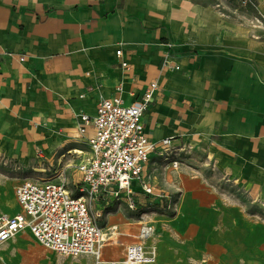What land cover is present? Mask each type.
<instances>
[{
    "label": "rangeland",
    "instance_id": "374dc122",
    "mask_svg": "<svg viewBox=\"0 0 264 264\" xmlns=\"http://www.w3.org/2000/svg\"><path fill=\"white\" fill-rule=\"evenodd\" d=\"M39 1V6L20 0H0V5L4 2L16 10L33 11L43 24L57 11L74 10V6L78 12L87 11L105 0ZM127 1L132 11L135 7L144 9L139 18L144 17L148 26L160 23L159 13L169 16L168 12H171L162 0ZM181 1L184 0H177L175 4ZM188 1L199 4L208 16L207 20L195 23L193 29L206 30L214 49L239 55L248 65L251 63L254 76L264 84V0ZM152 3L158 6L157 13L148 11L151 8L147 5ZM109 14L100 15L103 22ZM6 16L0 13V38L8 27ZM78 24L70 28L74 48L84 46L86 42L87 30L84 33L86 28L83 26L80 31ZM182 25L186 28L188 21H175L172 27L180 29ZM22 33L25 38L23 28ZM53 43L52 39H44L36 47L43 52L46 44ZM18 51L17 54H26L25 48ZM60 52L48 55V63L42 67L44 70H37L38 79L33 76L27 87L24 74L31 64L28 58L27 62H21L20 57L15 56L14 70L21 78V87L16 85L13 77H9L10 84L6 85L0 79V97L4 99L0 102V216L20 210L14 188L24 180L51 179L73 191L77 189V165L88 150L87 143L81 139L72 141L74 138L70 137V142L60 147L53 139L54 129L67 134L74 130L72 125L76 121L72 115H63L66 112L58 105V109L51 104L48 106L45 94L46 80L51 76L54 79L51 71L62 72L65 68L61 62L56 63L55 68L52 64V58L56 59ZM35 55L31 59L36 63ZM170 63L173 66L166 68L162 61V69H177L176 64ZM245 72L250 74L251 71L246 69ZM58 74L52 81L53 88L56 81H62ZM156 109L159 111L160 107ZM198 116H180L187 132L183 142L175 138L171 141V149L152 157L145 184H138L135 195L131 196L135 209L129 207L125 196L124 200L114 202L105 210L104 224L117 220L124 224L131 222L124 227H130L129 232L135 233L139 230L140 220L151 221L156 227L152 243L158 250V258L153 264H264V130L248 133L251 128H240L238 121L235 122L237 126L225 129V124L220 123L213 136L210 128L208 133L203 130L204 134H200L195 132L198 123L191 128ZM49 118L53 121L47 125ZM159 133L157 129L154 135L158 137ZM73 148H79L83 153L71 152ZM174 162L178 163L176 168ZM36 168L46 170L40 172ZM144 186L152 192L147 193ZM207 193L212 200L205 203L212 202V209L200 208L201 202L196 200L200 194ZM0 252L6 264H92L90 256H63L45 249L28 230L5 244Z\"/></svg>",
    "mask_w": 264,
    "mask_h": 264
},
{
    "label": "crops",
    "instance_id": "0c3cea01",
    "mask_svg": "<svg viewBox=\"0 0 264 264\" xmlns=\"http://www.w3.org/2000/svg\"><path fill=\"white\" fill-rule=\"evenodd\" d=\"M20 1L38 6L41 4L39 0ZM162 1L171 12H168L169 16L159 13L160 23L153 27L146 24L144 17L139 18L144 9L135 7V11H132L130 9L132 6L127 0H105L82 12H78L74 6V10L69 8L57 11L43 24L39 22L38 14L35 12L16 10L3 2V6L0 5V13L7 15L8 27L0 38V79L6 85L13 77L16 85L21 87V78L14 70L15 56L20 57L21 62H27L28 58L31 64L25 69L24 74V83L27 87L33 76L38 79L37 70H44L42 67L47 65L48 55L61 50L56 59L52 58V64L55 68L56 63L59 65L61 62L65 68L61 69L62 72L53 68L51 72L54 79L58 78L59 73L62 81L58 83L56 81L53 88L54 79H51L52 76L48 78L45 94L47 105L51 104L57 109L58 106L59 109L63 108L66 112L63 115H72L76 121L74 125L79 124L78 118L81 114H93L97 103L103 97L115 95L119 85L123 88L121 93L123 99L131 102L150 82L158 81L161 88L144 116L147 132L154 141L173 137L183 142L187 132L183 127L181 115H199L191 128L198 123L199 128H196L198 131L195 132L200 134L203 130L208 133L210 128L213 129L214 133L211 135L213 136L218 132L220 123L225 124V129L237 126L235 122L238 121L240 128L246 129L248 126L251 128L248 133L263 131L264 84L254 76L253 65L251 63L248 65L239 55L214 49L211 46L212 41L207 39L209 34L206 30L193 29L195 23L208 18L199 4L188 0L181 1L180 4H175L177 0ZM147 7L151 8L148 10L151 12L157 13L159 10L155 3L148 4ZM107 13L110 14L103 22L100 15ZM82 21L84 24H81ZM175 21L181 23L188 21V26L185 28L182 25L180 29H174L172 24ZM77 22L80 31H83L84 26L86 28L84 33L87 30V34L85 45H77L78 47L74 48L70 28L71 25L76 26ZM22 28L26 33L25 38ZM44 39L48 41L52 39L54 43L46 44L42 52L36 46ZM28 46L36 53L28 49ZM120 47L129 62L128 68L122 67L120 59L116 56V50ZM23 48L26 54H17L18 50ZM167 53L173 64L179 65V69H166L167 67L162 69V61ZM21 55H25L24 60H21ZM34 55L38 58L36 63L31 59ZM37 66H40V69L35 70ZM246 69L251 71L250 74H246ZM3 101L1 96L0 102ZM76 101L79 103L75 104ZM158 106L159 111L156 109ZM51 111L52 109L50 113ZM72 128L75 131L73 125ZM157 129L160 131L158 137L154 135ZM71 140L78 142L75 138ZM199 196L196 197V200L201 202L199 207L212 209V202L205 203L212 200L210 194ZM15 201L19 206L16 196ZM115 224L119 226V242L107 244L104 248V257L108 259L122 257L126 246L136 242L138 234V230L132 233L129 232L130 227H124L131 222L124 224L117 220L105 223L106 226ZM127 236L132 239H126ZM10 241L1 244L0 249ZM91 260L93 264V258ZM0 264H6L1 252Z\"/></svg>",
    "mask_w": 264,
    "mask_h": 264
},
{
    "label": "built area",
    "instance_id": "2783aa9c",
    "mask_svg": "<svg viewBox=\"0 0 264 264\" xmlns=\"http://www.w3.org/2000/svg\"><path fill=\"white\" fill-rule=\"evenodd\" d=\"M116 56L122 67H129L121 47ZM163 61L164 67L173 66L169 53ZM160 88L158 81H152L141 94L126 102L119 85L115 95L97 103L93 114H81L79 137L85 140L88 150L77 165L78 193L51 179L20 182L15 196L21 210L0 216V245L29 230L44 248L63 256H91L93 264L155 263L158 250L152 239L156 229L149 220L139 221L136 242L126 246L122 257L105 258L107 244L119 242V226H106L104 217L105 210L125 196L129 207L135 209L131 196L138 184H145L152 157L173 147V137L152 140L144 123ZM177 166L174 162L173 167ZM144 189L152 192L146 186Z\"/></svg>",
    "mask_w": 264,
    "mask_h": 264
},
{
    "label": "bare ground",
    "instance_id": "6f19581e",
    "mask_svg": "<svg viewBox=\"0 0 264 264\" xmlns=\"http://www.w3.org/2000/svg\"><path fill=\"white\" fill-rule=\"evenodd\" d=\"M53 120L51 118H49L47 120V125L50 124ZM54 125V123H53ZM74 128H75V131H72V132H67V134H64V133H60L57 129H54V131L52 132V136H53V139L57 142H59V146L60 147H64L68 142H70V139L72 138V135H73V138H75L76 140L79 141V136L80 135V131H79V125L78 123L76 125H73ZM71 137V138H70ZM52 139V140H53ZM71 152H74V153H83L82 150H80L79 148H73L71 150ZM36 171H45L46 169L45 168H36L35 169Z\"/></svg>",
    "mask_w": 264,
    "mask_h": 264
}]
</instances>
